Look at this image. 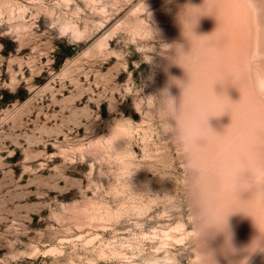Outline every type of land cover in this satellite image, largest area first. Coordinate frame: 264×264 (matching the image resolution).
<instances>
[{
    "label": "rangeland",
    "instance_id": "rangeland-1",
    "mask_svg": "<svg viewBox=\"0 0 264 264\" xmlns=\"http://www.w3.org/2000/svg\"><path fill=\"white\" fill-rule=\"evenodd\" d=\"M262 74L264 0H0V264H264Z\"/></svg>",
    "mask_w": 264,
    "mask_h": 264
},
{
    "label": "clouds",
    "instance_id": "clouds-1",
    "mask_svg": "<svg viewBox=\"0 0 264 264\" xmlns=\"http://www.w3.org/2000/svg\"><path fill=\"white\" fill-rule=\"evenodd\" d=\"M257 89L264 90V74L260 75L256 80ZM161 96L165 99V107L169 113V116H174L177 120V117L180 114L181 108L178 110L176 108L175 100L172 98L170 93V85H166L164 89L161 90ZM170 101V103H169ZM203 116V105L200 102H197L193 105L191 112L185 122V127L183 130L170 128L173 132L177 133L180 137L181 142L189 146L199 145L197 143L201 138L198 136V130L202 126ZM158 264H172L171 261H160Z\"/></svg>",
    "mask_w": 264,
    "mask_h": 264
}]
</instances>
